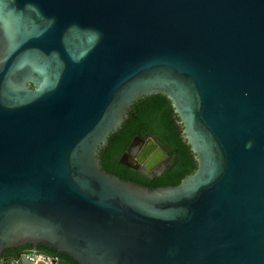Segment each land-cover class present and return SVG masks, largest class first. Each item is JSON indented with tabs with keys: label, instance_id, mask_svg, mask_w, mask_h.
Instances as JSON below:
<instances>
[{
	"label": "water",
	"instance_id": "95a60500",
	"mask_svg": "<svg viewBox=\"0 0 264 264\" xmlns=\"http://www.w3.org/2000/svg\"><path fill=\"white\" fill-rule=\"evenodd\" d=\"M157 95L194 169L149 189L98 153ZM37 245L76 264H264V0H0V261L70 264L1 257Z\"/></svg>",
	"mask_w": 264,
	"mask_h": 264
},
{
	"label": "trees",
	"instance_id": "16d2710c",
	"mask_svg": "<svg viewBox=\"0 0 264 264\" xmlns=\"http://www.w3.org/2000/svg\"><path fill=\"white\" fill-rule=\"evenodd\" d=\"M139 101L140 105L136 101L131 106L128 118L123 122L121 128L108 138V146L99 150L98 159L101 168L121 180L130 181L149 189L176 186L184 176L193 172L194 166L188 147L184 146L181 139L178 138L170 121L172 109L168 101L159 95L145 96ZM145 133L155 138L169 157V168L159 175L153 174L151 178L118 162L130 140L135 136L143 138ZM38 248L45 250L48 256H58L70 264H76L67 255L57 253L44 245H39ZM10 252L11 249L5 250L3 256H7ZM11 256L15 255L11 254Z\"/></svg>",
	"mask_w": 264,
	"mask_h": 264
},
{
	"label": "flooded vegetation",
	"instance_id": "af4514ba",
	"mask_svg": "<svg viewBox=\"0 0 264 264\" xmlns=\"http://www.w3.org/2000/svg\"><path fill=\"white\" fill-rule=\"evenodd\" d=\"M143 97H145V96H143ZM143 97H141V98H143ZM141 98L139 100H141ZM139 100H138V105H140L139 104V102H140ZM170 121L173 124V126H174V128H175V130L177 132L178 138H179V132L177 131V126H178V121L179 120L173 113H171ZM135 137H139V136H135ZM139 138L144 140V143H146L147 141L148 142L145 145L138 147L136 149V151L130 157V160L128 162H130L133 166H137L135 169H132V170H138L139 172L145 174L148 178H151L153 174L154 175H159L160 173L164 172L167 168H169L168 153L157 143L156 139L151 137V136H149L146 133H145L143 138L142 137H139ZM131 140H130V142H131ZM184 146H186V145H184ZM158 149H160L164 154H166L167 157L163 158L161 156H157L155 153H156V151ZM188 150H189V148H188ZM188 152H189V155L192 157L191 152L190 151H188ZM121 155H120V157H121ZM118 161H119V159H118ZM193 166H194V162H193ZM38 246L39 245H37L35 247L28 246V247H25V248L11 249L10 254H8L7 256H3V253L5 251L4 250L2 255H1V257H12L11 254L16 255L19 252H23V251L35 252V253H38V254L45 255L47 257H51L50 255L49 256L46 255V251L42 250V249H39ZM51 258H58V256H53ZM59 259H62V258H59Z\"/></svg>",
	"mask_w": 264,
	"mask_h": 264
},
{
	"label": "built area",
	"instance_id": "2783aa9c",
	"mask_svg": "<svg viewBox=\"0 0 264 264\" xmlns=\"http://www.w3.org/2000/svg\"><path fill=\"white\" fill-rule=\"evenodd\" d=\"M49 258H51V257H49ZM26 259L31 263H36L39 260H46V259H48V257L43 256L41 254H37L35 252H31V253L26 255ZM0 264H18V263L14 260V261H10V262L0 261Z\"/></svg>",
	"mask_w": 264,
	"mask_h": 264
}]
</instances>
